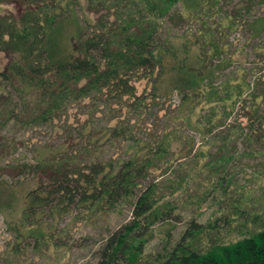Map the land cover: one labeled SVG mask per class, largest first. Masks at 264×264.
Wrapping results in <instances>:
<instances>
[{"label": "trees", "instance_id": "obj_1", "mask_svg": "<svg viewBox=\"0 0 264 264\" xmlns=\"http://www.w3.org/2000/svg\"><path fill=\"white\" fill-rule=\"evenodd\" d=\"M190 1L193 16L211 9L203 0H0V7L13 5L16 10L0 8V50L11 54L0 79L14 88L13 93L0 91V130L12 123L22 127L51 123L85 99L139 113L147 98L176 91L181 105L188 106L187 113L176 115L172 129H164L140 146L128 121L120 119L111 125L113 138L134 140L131 146L137 147L128 157L82 160L66 154L1 165L17 177L38 180L23 194L21 214L16 218L7 212L15 211L20 200L18 185L0 180V212L7 213V223L15 232L9 242L10 257H19L28 245L35 252L62 245L56 221L65 215L91 216L129 202L130 219L109 234L94 264L138 262L146 234L156 222L172 216L167 209L172 201L163 200L188 188L198 174L199 160L209 156L200 145L195 151L193 137L179 135L176 121L181 117L198 127L200 144L220 142L217 155L203 164L211 176L207 190L225 192L233 178L225 169L228 163L233 159L232 164L242 163L256 150L235 154L239 151L230 148L233 142L241 138L264 143V125L253 126L257 120L264 124V72L258 74L253 65L227 69L231 58L216 59L221 47L209 34L194 42L175 43L160 33L161 20L174 6ZM102 9L108 14L100 15ZM87 12L95 14V19ZM110 14L115 15L113 21ZM69 17L75 19L77 30L65 50L62 23ZM250 25L260 29L264 15ZM220 71L225 74L218 80ZM252 72L255 78L248 76ZM141 77L151 81L150 92L137 93L133 80ZM237 105L248 111L251 131L228 121ZM198 107L204 112L193 123ZM175 154L180 156L173 158ZM190 154L194 166L186 161L175 166ZM177 169L183 175L176 177ZM231 208L207 222L190 218L160 264H264V217L240 205Z\"/></svg>", "mask_w": 264, "mask_h": 264}, {"label": "rangeland", "instance_id": "obj_2", "mask_svg": "<svg viewBox=\"0 0 264 264\" xmlns=\"http://www.w3.org/2000/svg\"><path fill=\"white\" fill-rule=\"evenodd\" d=\"M203 2L204 5L209 2L211 9L207 13L200 11L196 16L190 13L194 7L193 1L176 4L161 20L160 33L175 43H182V40L194 42L201 39L202 35L209 34L211 41H215V44L221 47L216 59L231 58L227 69L231 70L233 66L240 68L253 65L254 69L259 71L258 74L263 73L264 25L259 29L257 25L250 24L255 17L264 15V3H250L249 0H203ZM0 8L16 11L13 5ZM112 11L113 9L110 13ZM101 14L108 12L102 9ZM87 16L93 20L96 17L89 12ZM114 16L110 14L109 19L113 21ZM234 22V27H231ZM62 24V44L65 50H68L71 46V37L76 33L77 23L73 17H69ZM197 47L198 44L194 49ZM10 59V53L0 50L1 71L6 69ZM255 73L252 72L248 76L255 78ZM224 74L225 72L220 71L216 75L218 80ZM133 83L138 94L148 93L152 89V83L147 77L135 78ZM0 91L12 92L14 88L9 82L0 79ZM99 102L93 99L77 102L69 108L67 114L55 118L51 123L26 127L12 123L0 130V180L8 179L16 183L19 191L17 199L20 198L17 200L15 211L7 212L10 218H16L21 214L22 196L29 188L38 185L36 184L38 180L31 176L17 177L13 171L1 165L8 162L35 161L36 158L51 155L65 157L66 154H73L82 160L128 157L137 147L131 146L134 140L113 138L110 135L111 125L120 119L128 121L136 138L135 142L140 146L155 139L164 129H172L171 124H174L176 115L187 113L188 107L181 105V97L176 91L154 99L147 98L145 108L139 113L132 111L130 113L126 106L121 107L115 103L112 105L102 100ZM200 112L202 114L204 111L199 110V107L194 110L193 123ZM246 113L248 111L240 109L237 105L229 115L228 121L244 127L245 131L250 130L252 122ZM261 113H264V99L261 102ZM176 123L179 135L193 137L195 151L200 145L209 156L199 160L198 174L190 180L188 188L168 195L163 200L172 201V205L167 206L168 210H172V216L152 226L151 231L146 234L148 239L139 253L138 262L134 264H160L192 217L207 222L216 216L229 213L234 205L248 208L247 210L264 217V143L244 141L241 138L233 142L230 148L239 151L235 154L256 150L245 157L246 160L242 163L232 164L234 159L228 163L225 169L231 172L233 178L225 192L210 187L207 190V181L211 176L207 174V168L203 164L210 157L217 155L216 149L220 142L200 144L202 138L196 125L191 127L182 117L177 119ZM263 125L259 124V120L253 124L256 128ZM214 131H217V128H214ZM178 156L180 155L175 154L172 157ZM192 156L193 154H190L187 159L175 162V166L182 161L194 166L195 158ZM175 173L176 177L179 174L183 175L182 169H177ZM7 213L0 212V264H94L99 259V253L101 258V250L109 234L130 219L131 203L123 202L115 209H103L91 216L82 214L72 218L71 214L65 215L56 221L62 245H50L38 252L33 251L28 245L17 258L10 257L9 242L12 241L15 232L7 223L8 218L5 215ZM177 213L181 214L179 218ZM24 233L27 235L28 230H24Z\"/></svg>", "mask_w": 264, "mask_h": 264}]
</instances>
